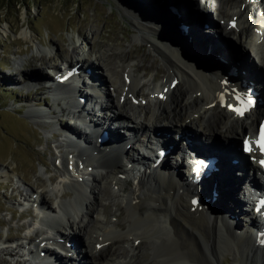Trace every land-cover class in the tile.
<instances>
[{"label": "bare ground", "instance_id": "6f19581e", "mask_svg": "<svg viewBox=\"0 0 264 264\" xmlns=\"http://www.w3.org/2000/svg\"><path fill=\"white\" fill-rule=\"evenodd\" d=\"M213 3L214 0H203L202 7L208 11V9H211L210 7H212ZM224 7L228 8V5ZM216 12L222 15L219 11ZM262 13L260 11L257 15L256 22H253V27L247 20L241 19V27L234 26V28H231L228 24L221 22L218 29L228 32L230 35H235L239 43L243 42L247 47V55L250 57L254 55L253 58L260 62L264 61V17ZM213 17L215 20H222L217 17L216 13H213ZM253 17L255 18V15ZM188 26L186 23L180 24L181 28H188ZM134 28L137 33L134 36L135 40L150 42L145 39L149 38V36L140 27L134 26ZM181 32L183 33V31ZM22 38L25 41H31V31L29 33L27 31L23 32ZM156 43L157 45L153 44V47L156 48L162 63L166 67L164 76L161 77L162 82L160 83L146 81V84H143L140 79L142 77H139V74L135 75L132 71L148 72L151 68L137 66L135 69H131L122 66L120 72L112 73L108 68L111 58L116 57L117 63L123 65L127 63L126 60L131 59V55L125 51L111 54L108 57L100 55L95 59L98 62V68H104L105 72V77L97 80L91 74L87 75L83 72L84 68H89L88 64L91 60V55L87 52L82 60H77L75 65L71 61L68 63L66 60H63L61 64L62 68L67 72H70L74 68V71L70 73L67 80L57 83V89L53 90V92H51L52 86L47 87V91L49 89L48 95H51L55 99L53 103L56 104V109H48L45 112L43 111V114L38 110H34L32 105L26 106L27 111L25 115L28 118L39 120L36 121L38 123L42 120L44 126H50V123H46L47 120L50 119V122L53 124L52 118H55L57 114L72 112L73 104L78 102L75 98L81 93L78 85L80 81L87 82L84 83L85 87L89 88L92 96L88 98L83 95L84 99L87 100V107L81 112V114H85L89 119L87 127L93 126L98 131H106L110 138H112V144L115 143L120 146L114 153L96 152L95 155L90 157H96L98 165L93 166L95 168L92 171L93 174L88 175L91 178V182L89 183L84 184L79 179L80 169L78 165H71L70 168L72 172L75 169L74 174L77 177L70 175V172H68V181H64L63 185L69 183L72 186H76L74 189L75 195H73L81 200L80 207L77 205L78 208L77 206L75 207L73 201H70L71 203L68 204L70 210L67 211L62 208L63 204L61 202L56 203V209L48 205L49 202L46 200L48 192L45 184L36 189H29V195L24 197V201L37 207L41 217L36 216V221L43 224L47 229L52 230V232H56L54 237L46 235L45 238H41L38 242L35 241V238L28 239V237H25V243L29 241V243L31 242L30 245L33 246V249L27 252V256L32 255L39 259L40 264H42L40 256H50V258H54L56 263L60 264H83L81 262L83 258L79 256V258L74 256L66 260L64 255L61 257L62 253L59 254L57 251H55L56 254H49L47 252L49 251L48 248H44L42 244L57 246V248L65 250L73 248L74 251L83 253L85 264H221L219 243L222 239L227 243L235 242L236 244L246 245L244 250L245 260L247 261L250 258L249 255H251L254 258V264H264V249H261V251H254L252 249L251 252L253 236H256V240L264 237V217L260 214L258 226L257 224L254 225V221L250 219L255 213L259 214L258 212L260 211L264 213V208L256 212L254 208L256 201L252 197L253 193L244 185V182H241L231 172L233 169L239 168L243 173L246 169L249 174L257 172L255 165L257 153L253 150L245 158L241 157L242 160L239 158L241 163L244 164L241 165L239 162L237 165H232L231 163H227L229 155L232 156L229 161H232L237 159L241 152H237L236 149H223V147L228 148V144L230 145L232 142L230 140H243L254 133L256 134L257 122L264 117V85L263 83L261 84V80L253 68L245 61L247 57H235L233 53L221 52L223 56L221 58L235 70V76L243 86V88L241 86L238 88L243 89L246 96L251 98L253 104H255L252 106L250 112L244 116V119L240 120L238 115L232 109H229L231 106L234 107L231 92L226 91L222 87L215 86L213 81H210V78L205 77L202 73H197L193 69L192 64H189L187 61L179 63L172 55L165 52L161 42ZM190 43L188 44L189 46ZM173 46L180 51L182 56L190 58L186 55L185 51L184 53L177 46ZM191 46L194 49L196 44L192 42ZM36 49L38 52L46 53L38 47ZM47 54L50 55V58L53 57L51 51H48ZM25 61H21L20 65L18 62H14V65L17 66L14 74H18L12 75L14 79L23 80L21 76L24 75H19V73L20 71H24ZM44 65L53 73L54 77H57L60 71H62H58L50 61H45ZM37 72L41 75L39 80L34 78L33 80L23 82L24 89L29 94L28 97L33 93L41 91L42 82H51V78L43 77L40 70ZM157 73L155 77H157ZM224 73L225 77L232 78L230 74ZM97 83L101 84L99 88ZM181 84L187 85L191 92L190 97L186 95L188 93L187 90L181 89L183 87ZM144 85L148 89L147 93L151 95L140 93L142 91L140 86ZM101 87H104V90L109 89L110 96L108 94L105 95L101 91ZM251 89H253L256 95L250 94L249 90ZM153 94L156 95L153 97ZM38 97L37 99H41L42 102L43 99ZM106 99L108 104L105 107L110 106L115 110L114 113H117L115 119H125V122H122L117 127L124 126L126 123L125 125L133 131L132 135H126V133L122 135L120 134L121 128H118V130L111 128V123L108 124V121H105L106 116L94 121L93 118L95 117L93 115L100 113ZM127 101H129V105ZM132 101H136L137 108L134 107ZM165 102H169L172 109L165 108L164 106L168 104L164 105L163 103ZM134 109H138L139 112H135ZM67 110L69 111L67 112ZM104 121L105 123L103 124ZM79 122L84 126L85 123L81 119ZM72 129L75 130L69 131ZM69 130L65 127L61 126L60 128L57 126L59 137H63V140L70 137L75 142V144L63 142L62 145L67 147L71 151L70 154L74 157H85L87 153H84L82 149L78 150V147L82 141L87 142L88 136H82L85 135L86 130L72 126H69ZM158 130L162 134L175 131L188 133L196 137L194 139L197 145L187 146L184 143L183 146H179V144L170 141L167 144L156 145L157 147L152 149L149 134L151 135L152 132ZM137 133L140 134V138L138 139H136ZM142 136L146 140L144 144H140ZM212 136L217 137V141H214V144L211 142ZM155 139L156 137L153 136V143ZM130 141H134L133 144H130ZM206 141L210 144H205ZM88 144L90 146L93 145V143L89 142ZM98 144L100 145V143ZM101 145L107 146V143H102ZM128 145H130V148L124 153L125 147ZM145 145L150 146L151 153H145L142 150ZM85 150L89 151V148ZM159 150H166V155L161 159L158 154ZM117 153H119V156L116 155ZM199 154H201V159L212 158L211 156L214 157L216 154L219 156L216 166L219 168V173L211 172L214 175L213 178L200 176V174L196 176L195 169H192L191 162L188 159L193 156L197 157ZM122 155H125L127 159L122 160ZM137 156L140 158L135 162L133 158ZM102 158L104 162L100 163ZM88 161V163H91L90 160ZM183 163H185V166ZM210 164L212 162H206V167L208 168ZM134 165H136L137 174L140 177L136 182L143 184L147 189L139 191L134 183L128 184V181L124 178L119 180L120 182H116L121 183V187L119 188L115 185L116 191L112 195L117 197L120 205L116 206L114 205L115 202H112V207H116V210L113 213L111 212L114 221L111 225H105L104 221L100 218L99 208H104L105 210L108 208L103 204V202H107L104 200L107 193L105 191L107 182L115 181L119 174L130 173L127 170ZM99 169L101 170L100 173ZM65 170L67 171V166H65ZM2 171L5 174L8 172V169L3 168ZM123 171L126 172L122 173ZM207 171L210 173L211 170ZM46 173H48L47 170ZM164 174H168L170 178L167 180H171L167 182ZM246 179L248 178L245 177ZM55 181H57L56 177H51L48 180V182L52 183ZM203 181H205L203 185L208 189V197L206 198L208 202L217 208L219 207L216 204H219L226 211H231V215H234L232 205L231 210H227L226 206L222 203L226 202L228 198H233L235 209L239 210V216H244V219L248 220V225L246 222L244 232L242 233L243 238L237 239L234 236L232 228H225L224 218L214 214L215 212L213 211L209 213V216L207 214V216H198L197 218L186 213L189 208L188 195L181 193L180 189L187 191L188 189L182 186L188 185L190 187V183L199 187V183ZM258 185L264 187V183ZM129 187H132V191L128 190ZM213 191L216 192V195L213 194ZM217 194L219 195L217 196ZM63 195L64 193H62ZM225 204L228 205L227 202ZM250 204H253V206L250 207ZM7 211L12 214L10 210ZM119 211L122 214L118 216L114 215ZM235 224L237 226V222ZM65 227L73 230V233L79 238V242H74L65 236ZM221 231L226 234L225 238L227 240L231 238L232 242L227 241L222 236L223 232ZM130 240H134L133 243L131 242L130 244ZM144 241L148 242L151 249H153V258L150 256L138 257L136 254ZM89 243L94 245L92 247L88 246ZM7 244L9 245L1 253L3 256L11 257L15 254V250L26 249L23 242L17 243V249H11L15 247L14 243ZM123 244L127 245V248L122 247L121 245ZM73 259L76 260L72 262Z\"/></svg>", "mask_w": 264, "mask_h": 264}, {"label": "rangeland", "instance_id": "374dc122", "mask_svg": "<svg viewBox=\"0 0 264 264\" xmlns=\"http://www.w3.org/2000/svg\"><path fill=\"white\" fill-rule=\"evenodd\" d=\"M121 1H123L128 9L136 12V21L134 20L131 22L135 23L133 26L140 27L144 33L156 42L175 45L183 52L185 51L186 55L190 57V60L192 59L198 62L199 65L210 71V78L217 77L229 84L235 91L244 92L243 89L241 90L238 88L239 86L243 88V86L235 76L234 69L221 58L223 57L221 52H228L229 54L233 53L235 57H247L245 61L253 68L254 72L261 80V84L263 83L264 85V61L260 62L256 60L253 58L254 55H251V57L247 55V47L243 42L239 43L235 35H230L228 32L218 30L219 25L210 20L213 17V13L216 11H214V9H208V11L204 10L202 7L203 0ZM199 20L206 22V25L213 31H205L206 34H204L198 25ZM181 23L188 24V28H181ZM180 30L183 31L184 34ZM26 31L27 33L31 31V41H25L22 38L23 32ZM145 39L148 40V38ZM190 42L196 44L194 49ZM189 43L190 46L188 45ZM35 46L46 53L38 52ZM151 48L155 50L153 45H151ZM139 49H142V51ZM0 50H2V52H0V86H5L6 89L10 88L18 93H23L21 96L19 95L18 98H11L8 94L4 93L0 95V238H18V240L24 242L25 237L35 231L34 227L36 225H38L39 228H44L42 224L34 221V215L31 209L25 210V208L19 205V203L25 202L24 197L29 194V189H36L45 184L48 192L46 200L49 202L48 205L53 208L55 207V209L56 203L58 202L63 204L62 208L65 211L70 210L68 204L72 201L75 207L77 205L80 207L81 200L79 198L77 199L76 196L74 197V189L76 186H72L71 184L63 185V182L68 180L66 178L68 172L65 170V166H69L68 169L70 170V164H72L68 162L71 160L69 155L71 151L62 145L64 142L63 137L58 138L54 134V132L57 131V126L60 128L62 126L69 130L70 125L67 124V122H69L71 116L66 112L57 114L55 118H52V122L54 123H50V126H44L42 120H40V123H36V121L39 120L28 118L25 115L27 105H32L34 110L40 112H45L48 109H56L57 107L56 104L47 99V95H44L46 88L45 82L41 83L42 91H39L38 94L34 93V97L29 100L30 102H24L20 106H18L20 103L14 105L15 102H17L16 100L21 99V97L26 94L29 95L24 89L23 82L33 80L34 78L39 80L41 75L37 72L38 70H40L43 77L50 78L48 75L50 72L46 70L47 67L44 65L45 61H50L52 65H55V68L60 67V70H64V68L61 67L63 60H66L68 63L71 61L75 65L77 60L79 61L82 59L87 52L91 55L88 66L90 69H93V74H91L97 80H101L105 77L104 68H98V62L95 60L100 55L108 57L111 54L113 55L114 53L123 51L129 53L131 59L128 61L126 60L127 63L124 65L118 64L116 57L112 56L113 58H111L108 68L112 73L120 72L122 66L131 69H135L137 66L151 68L148 72H136L132 70L135 75L139 74L138 76L142 77L140 79L143 84H146V81H154V83L162 82L161 77L164 76V73H162L159 68L164 69V63L161 64L162 61L160 62L159 55H157L158 60L155 61L153 55L147 54H151L147 48H139L131 40L130 36H125L120 33L115 23H113L111 18L105 13L103 2L100 0H0ZM48 51H51L53 54L52 58L47 54ZM21 61H25L23 67L24 71L20 74L24 76H21L23 80L19 81L14 79L10 73H14L17 68L14 62H18L20 65ZM224 72L230 74L232 78L225 77ZM156 73L157 77H155ZM210 81H212V79H210ZM181 85L183 86L181 89L187 90L188 93L186 95L190 97L191 92L187 85ZM140 89L142 90L140 91V93L142 92L141 94H150L147 93L148 89L145 88V85L140 86ZM87 95L88 94L84 93V96ZM111 95H113V93H111ZM155 95L156 94H153V97ZM37 96H39L38 98H42L43 101L41 102V99L38 100ZM44 99H46L47 102ZM21 100L24 101L26 99L22 98ZM32 100L35 101V103L32 102ZM127 103L129 105V101H127ZM132 103L135 105V102ZM163 104H166L164 106L165 108H171L169 102ZM134 107L137 108V106ZM111 111L113 110H107L106 115L113 113ZM134 111L137 113L139 112L138 109H134ZM195 119L197 118L195 117ZM47 121H50V119ZM122 122L123 120H119L117 124L119 125ZM124 128L126 127L122 128L123 130L120 131L121 134L124 133ZM74 130L75 129L69 131ZM100 134L101 132L99 131L96 138H98ZM138 138L139 135L136 136V139ZM187 138L186 135H182L184 142L188 140ZM194 138L196 139V137H193L188 141L191 146L197 145ZM87 141L94 142L90 137H88ZM214 141H217L216 136H212V144H214ZM230 141H232L231 146L228 144V147L236 149V151L239 152L238 147L232 144L235 141H241V139ZM205 144L208 145L210 143L206 141ZM149 147L150 146H147V152H149ZM81 148L84 153H87L84 157L87 165L95 169L93 166L98 165L97 159L96 157H90L95 155L96 151H92L91 149L87 151L84 145ZM116 151L117 150H113L110 152L114 153ZM97 153H99V151H97ZM116 155L119 156V153ZM88 160H90L92 164L88 163ZM227 161V163H231L229 160ZM101 162H104L103 158L100 160V163ZM183 164L185 166V163ZM3 168L8 169V172L5 173L6 175L2 173ZM45 170H47L48 173H46ZM127 171H130V173L123 171L122 173L126 172V174H119L118 177L131 181L139 191L146 188L143 184H138L136 182L140 179L137 175L136 166L129 168ZM100 172L101 170L99 169V173ZM231 172L248 187L249 179L245 180V177L241 175L240 168L233 169ZM164 176L166 180L170 178L168 174H164ZM51 177H56L57 181L55 183L48 182ZM170 180H167V182ZM82 182L84 184L89 183L91 182V178L87 177L83 179ZM204 183H201L199 187L190 183V187L188 185L182 186L186 187L188 189L187 191H184V189H180V191L187 195L193 194L201 196L204 202L202 204L209 211H213L215 212L214 214L224 218L225 228H232L234 236L237 239L243 238L242 233L244 232L243 230L245 229L246 222L248 225V220L244 219V216H239V210L235 209L233 198H226L228 205L225 204L226 202L222 203L226 206L227 210H231L232 205L234 215H231V211H226L219 204L215 203L221 209L208 202L206 199L208 197V189L203 185ZM17 191H19V193H17ZM105 191L107 193L104 200L107 202H103V204L108 208L106 210L104 208H99V215L105 225H111L114 221L112 213L116 210L115 206L112 207V202H115L114 205L116 206H119L120 203L117 197L112 195L115 188L112 187L110 181L107 182ZM62 193H64L63 196ZM218 195L219 194H217V196ZM6 210L15 212L12 219L10 217V212ZM23 211H25L27 215L20 217ZM120 214H122L121 211L114 215L118 216ZM250 219L254 221V225L257 224L258 226V217L254 215L250 217ZM236 222L237 226L235 224ZM29 225H32L33 228L28 227ZM41 234L42 233H38V235L34 237L35 240L38 239ZM64 234L74 242H79V238L76 237L73 230L69 227L64 228ZM44 235L54 237V233L51 231ZM253 237L251 252L252 249H254V251H261V249H264V240H262V238L256 240V236ZM133 241L134 240H130V244L131 242L133 243ZM221 242L219 243V252L221 253L219 258L221 264H245L244 250L246 245L236 244L235 242L233 243L234 245H232L227 243L224 239H222ZM93 245L94 244H88V246L91 247ZM121 246L127 248V245L123 244ZM46 247L52 249V252L48 249L49 254H55V249L52 246ZM25 250L24 253L31 251L32 246H28ZM60 250L66 260L74 256H77V258L82 257L83 260L81 262L85 264L83 253L76 252L73 248H71V250L66 249L68 252L63 248ZM64 252H66V255ZM1 253L2 252H0V264H15L17 260H22L21 253H16V255H12L11 257L3 256ZM136 254L138 257H154L153 249H151L146 241H144L143 245L141 244V248ZM249 256L250 258L247 259L249 264H254V258L251 255ZM74 260L76 259H73L72 262Z\"/></svg>", "mask_w": 264, "mask_h": 264}, {"label": "water", "instance_id": "95a60500", "mask_svg": "<svg viewBox=\"0 0 264 264\" xmlns=\"http://www.w3.org/2000/svg\"><path fill=\"white\" fill-rule=\"evenodd\" d=\"M103 2V8L105 9V13L107 14V16H109L111 18V20L113 21V23H115V26L119 29L120 33L124 34L125 36H130L131 40L135 43L136 46H138L139 48H144V49H148L149 53H147L148 55H153L154 56V60L157 61L158 59V53L155 50H153L151 48V45L156 44V41L153 40L152 38H148L147 41L150 42H140L134 39V36H136V30L134 28L133 25H135V23H131L134 20L136 21V12L134 10L128 9V7L125 6V4L123 3V1L121 0H100ZM199 27L200 29L203 31L204 34H206L205 31L208 30V27L206 25V22L204 21H199ZM210 39V38H208ZM163 49L165 50V52L169 55H172L179 63H184V62H188L189 64H192L193 69L197 72V73H202V75L207 76V78L209 77V72L203 68L201 65H199L198 63L190 60L188 57L185 58L184 56L181 55L180 51L174 47L171 44L168 43H163ZM140 51H142V49H139ZM157 56V57H156ZM160 58V62H161V57L159 55ZM162 64V62H161ZM164 69L159 68L160 71H162V73H165V65ZM213 81V84L215 86L218 87H222L221 85L218 84L217 80L215 78H210ZM188 211H186L187 214L192 215L194 218H197L198 216H209V213L204 209L201 208L200 206H193L190 202H188ZM223 232V231H221ZM222 236H226V234L223 232ZM226 239V238H225ZM227 240V239H226ZM227 241L232 242L231 238H228ZM232 245V243H230ZM244 262L245 264H249L248 260L246 261L244 258Z\"/></svg>", "mask_w": 264, "mask_h": 264}, {"label": "snow or ice", "instance_id": "6c2138e0", "mask_svg": "<svg viewBox=\"0 0 264 264\" xmlns=\"http://www.w3.org/2000/svg\"><path fill=\"white\" fill-rule=\"evenodd\" d=\"M248 103L250 104L251 102L249 101ZM244 110L245 109L243 107L236 109L237 113L240 115L243 114ZM253 145L255 146V149H257L261 153V155H264V125L260 127L258 136L255 140L245 141L244 150L246 152H252ZM261 163L264 164V160H262Z\"/></svg>", "mask_w": 264, "mask_h": 264}, {"label": "trees", "instance_id": "16d2710c", "mask_svg": "<svg viewBox=\"0 0 264 264\" xmlns=\"http://www.w3.org/2000/svg\"><path fill=\"white\" fill-rule=\"evenodd\" d=\"M3 93H4V94H8L11 98H12V97H15V98H18V97H19V93H18L17 91H14V90H12V89H10V88L6 89L5 86H0V95L3 94ZM20 96H21V95H20ZM13 99H14V98H13ZM13 99H12V100H13ZM16 101H17V102L14 101L15 104H14L13 102H12V103H13L14 105H16L17 103H21L20 101H23V100H20V99H19V100H16ZM24 101H25V100H24Z\"/></svg>", "mask_w": 264, "mask_h": 264}]
</instances>
